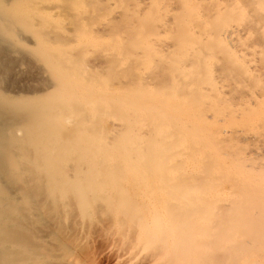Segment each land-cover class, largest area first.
Listing matches in <instances>:
<instances>
[{
	"label": "bare ground",
	"instance_id": "bare-ground-1",
	"mask_svg": "<svg viewBox=\"0 0 264 264\" xmlns=\"http://www.w3.org/2000/svg\"><path fill=\"white\" fill-rule=\"evenodd\" d=\"M36 1L39 0H0V87L4 84L3 79L6 81L5 76L12 74L9 73L12 67L17 66L14 64L26 58L22 53L27 51L20 52L16 44H31L35 38L38 40L37 47L41 46L31 51L44 64L40 70L39 66L36 69V75L40 73L41 76L40 79L36 77L39 88L26 92H57L56 99L44 97L37 106L23 108L20 102L5 96L4 88H0V264H50L47 259H54L49 250L33 243L34 237H37L31 235L33 224L27 218V212L43 213L46 206L35 203V196L26 193L23 188L27 178H32V183H41V174L47 182L39 189L45 190L48 200H54L58 195L59 199L70 196L80 201L86 192L83 177L68 178L66 170L68 165L78 163L88 165L89 182L93 188L109 192L111 200L107 206L116 215L120 212L118 209L123 213L128 210L122 207L127 202L124 194L127 183L142 180L140 183L148 189L149 185L153 188L152 180L160 182L161 189L156 187L153 192L148 189L151 192L149 196L157 190L161 194L167 190V198L158 197L162 204L156 200V206L160 208L163 205L160 210L167 209L168 213L157 212L154 204L152 208L148 206L146 197V205L143 201L139 204L151 208V217L147 213V219L151 220L149 223L152 225H148L153 226L155 232H148L146 236L175 240L174 236H166L170 234L168 228H176L175 236L179 231L181 239L176 240L179 245L175 244V251L171 247L173 251L167 253L176 254L170 264H212L209 259L208 263L205 261L208 247L204 240H208L209 235L212 239L216 230L220 232L218 228L222 229V235H215L221 238L212 240L219 241L215 244L221 246L210 243L216 249L220 248L222 255L231 253V257H223L227 260L231 258L225 264H264V0H136L137 4L135 0H118L121 5L129 1L136 5L143 3L142 9L141 4L136 9L140 7L141 11L152 7V11L145 16L140 12L135 17H122L119 11L121 15H117L120 16L118 19L114 15L115 18L108 20L111 26L101 32L107 33L111 27L110 31H114L112 36L118 38L117 32L120 31L119 36L123 35L121 32L128 33L130 39L126 35L127 39L120 40L124 44L118 40L116 45L114 40L113 44L109 43L112 46L104 44L108 45L107 48L115 46L113 49L116 50L109 48L108 55L102 52L104 59L97 55L103 60L101 62L95 60L96 55L93 57L96 61L92 62L94 70H97L93 76L92 73L88 76L84 74L87 68L81 60L88 57L92 61L88 55L90 51L88 56L82 52L84 57L78 58L70 52L60 55L59 51L47 50L49 43L53 47L57 46L54 43H62L57 47H67L65 52L69 51L68 46L75 44L71 42L65 46L63 42L68 38L63 39L50 31L49 22H53L47 17L53 14L47 12L50 9L41 14L44 18L46 15L45 19L36 14L39 20L27 12L26 5ZM64 1L68 2H62L64 5H76L77 2ZM81 1L89 10L91 4L88 3L92 0ZM95 1L92 2L95 8H92L98 10L101 5L96 6ZM107 3V9L101 6L103 15L108 14L105 11L109 10L108 6H118L117 3L114 5L115 2L112 5ZM125 5V9L129 7L128 3ZM131 6L129 10L133 12ZM124 7L119 10L123 11ZM115 8L114 12L118 10ZM94 12L82 13L96 17L97 12L96 16ZM103 15L98 14L102 18ZM88 16H84L87 17L84 20L88 19L90 24L93 18L91 20ZM47 19L50 21L47 22ZM80 19H77L78 23L84 22ZM39 21L49 24L43 27ZM46 26H50L49 29ZM58 29L61 32L60 26ZM151 31L154 35L156 33V40ZM149 32L153 39L149 38ZM108 35L102 36L106 38ZM74 38L76 43L81 40L80 36L77 37L79 40ZM81 38L76 48L92 43L91 38L86 37L85 41L90 40L88 43ZM70 41H73L71 37ZM95 41L93 43L97 45ZM94 46L87 49L100 48ZM100 50L91 52L101 55ZM72 51L77 52L75 49ZM152 52L158 53L156 61L153 58L157 53L152 58ZM124 54L130 58L126 64H130L125 70L120 69L123 71L119 73L115 63H122L118 61V56H121L122 65L125 64L127 57ZM102 62H105L104 65ZM105 65L107 70L103 68ZM98 70L105 72L102 71L101 75ZM101 78L104 79V84L101 82L103 90H107L114 81L113 93L111 86L109 92L112 94L108 93L112 98L105 97L106 92L102 94L104 91L101 93L98 83ZM93 83H98L95 87L99 91L92 88ZM111 116L114 120L107 123L106 119ZM76 155L82 158L81 162L61 158ZM78 171L73 170L74 173ZM13 187L17 188L16 193L22 194L26 210L19 209L20 200L13 196L16 193L10 191ZM143 192L146 190L140 192L145 196ZM154 195L152 198L156 197ZM138 198L141 199L140 195ZM97 200L99 198L93 202ZM134 202L131 207L136 204ZM141 207L139 212L135 206L131 209L129 206L131 212L124 215L131 222L129 216L135 212L134 208L135 213L141 215ZM135 213L131 216L135 217ZM214 214L227 219L217 223ZM212 217L216 220L212 222L219 225L216 230L211 227L214 231H209ZM142 220L136 223L141 224ZM228 234H233L240 242L236 243L234 238L235 241L229 240ZM212 248L217 252L215 255L219 253L215 247Z\"/></svg>",
	"mask_w": 264,
	"mask_h": 264
},
{
	"label": "rangeland",
	"instance_id": "rangeland-1",
	"mask_svg": "<svg viewBox=\"0 0 264 264\" xmlns=\"http://www.w3.org/2000/svg\"><path fill=\"white\" fill-rule=\"evenodd\" d=\"M66 1H69V0H66ZM72 1H76V0H71V2ZM85 1H88V0H84V2ZM89 1H91V0H89ZM93 1H95V0H92V2ZM111 1L110 0H105V1L104 0H101L100 1L99 0V2H102V4L99 3L98 1L96 3V1H95V4H97L96 6H98V5L100 6L101 5L104 8L106 7V9H107V6H105V5H106L107 2L108 3L110 2V5H112L114 2H115L114 5H116V3L118 4V6H116V8L114 6L113 7H109L108 6L109 10H105V11H107L108 14H106L104 12L105 13L104 14L105 16L103 15V11H102L104 9L101 6L100 7L102 9H99L100 8L99 6H98L99 8H97L101 12V13H99L98 10L94 9L95 8L94 3L91 2V3H88V4H91V6H89V10H88V7L87 6H84L83 1H81V0H79V1L77 0V2H79V3L82 2L81 3L82 4V8H81V4L79 5V3H77V2H76V5L74 3H73V5L71 3H69V4H71V6H70L69 4H67V5L62 4V2L65 3V4L68 3V2H65L64 0H39V1L32 2V3L28 4V6L26 5V10L28 9L27 12L29 14H33L34 17H36L37 15H39V17H41V16H43L46 13V11H47L46 9H50L49 10L50 12L49 11H47V12L48 13H53V14L52 15L51 14L50 15L48 14L47 17L48 16L49 17L54 16L52 18H49L48 17V19H52L53 22H51L50 20L47 19L46 21L47 22L50 21L49 22L50 24L49 23H46V22H43V21L42 22L39 21L40 24L43 23V27H44V25H48L49 24L52 27V28H50V31L53 30L52 32L54 33V35H58V36L62 37L63 39L68 38V39L64 40V42H63V44L65 46L69 45V43H71V42H74L75 46L71 43L72 45L70 44L71 46H68L69 47V51L65 52L64 50H67L68 49L67 47H64V46H63L64 48L57 47V46H62L61 45L62 43H54V44L57 45V46L54 45L55 47H53L52 44L50 45V43H49L47 45V47H48L47 50L54 51V52H55V50L56 51H59L60 55H63V54L65 55V54H68V52H70L71 54L78 55L77 56L78 58L79 57L81 58L84 54L87 55L88 52L90 51L91 54L89 53L88 55L90 57V60H92V61H89L88 60L89 58L86 57V56L85 57L87 58V60H86V58L81 59V60L84 61L83 62L85 64L84 66H86L85 68H87L86 70H84V74L86 76H88L89 73H92V75L91 74L90 75L93 76L94 74H96L95 72L97 70L96 69L94 70V65H93L92 62H96L95 60L98 59L97 58V55L98 56H101L100 59L101 58L104 59V57L102 56L103 55L102 52L104 54L106 52V55L109 54L107 52L110 51L109 48L112 46L113 40H114V44H115V43H117L116 40H118V42L120 40H125V39H127V36H129L128 38L130 39V35L128 33L121 32V34H123V35L122 36L121 35L119 36V32L120 31L117 32L118 38L115 37L116 35L112 36V34H113L114 31H110L111 27L108 28L109 31L107 32V33L111 32L110 33L111 35L109 34L110 36L107 33H105V32H101V31H104L105 28L107 29L108 26H111V23L108 22V20L110 18H112V17L115 18L114 15H116V17H117V15H121V14H122L121 15L122 17L123 16H127V15L130 16V17H132L131 15H134L133 17H135L136 16L135 14H137V16H138L140 14V12H141V15L144 14L143 16H145L147 13H149V11L150 12L152 11V7L151 6H150L151 9H149V7H145L146 9L148 8L147 9L148 11L145 8H144L145 10H141L140 11V9H142L144 7L143 3L142 4L140 3L141 6L143 5L141 8L139 7L140 9L139 8L136 9V7L140 5L139 3H138L139 5H136L137 4V1L136 0H135L136 1V4H135V2H130L129 1V2H125L122 5L119 4L121 1L113 0L112 1L113 3ZM138 2H140V1H138ZM126 3H128V6H129L128 8H126L128 10L130 9V6L133 3L135 4V5L133 4L134 5L133 7L136 10L131 6L132 7L131 9H133L134 11L132 12V11L129 10L130 11L129 13L132 12L130 15H129V13L127 14L128 10L125 9V7L127 6V5H125ZM129 3L130 4L132 3V4L129 5ZM68 6L70 8H68ZM77 6H79V7H77ZM92 6H94V8H92ZM119 6H123V7L125 6L124 7L125 10L123 9V11H126V12H123L122 10H119V9H122L123 8V7L122 8H119ZM65 7H66V9H65ZM67 8H68V10H67ZM77 8H80L78 10V12H77ZM110 8H111V10H110ZM112 8H113V12H114V8H115V10H117V8H118V10H117L118 13H117V11H115L114 13L112 12V14H111ZM91 10H93V11H91ZM70 11H72L71 14L69 13ZM74 11H76L77 13L74 12ZM83 11L86 14L87 13L92 14L94 11H96L97 13L94 12L93 15H95V13L97 14V16H98V14H101V16L103 15V18L101 16L100 17L99 16L97 17L96 15H95L96 17H94V16L92 17L90 14H88L90 16L85 15L84 13H82ZM119 11L121 12V14H119ZM123 13H125L126 15L123 14ZM41 14H43V15H41ZM81 14H83V15H81ZM78 16L81 17V19L79 20L80 22H82L81 20H84V19L87 18V17L84 18V16H88L89 19H91V20L93 18V21H90V24H89L88 19L87 20H84V22H82L83 23V25H82V23H78V20H77V19H79ZM39 17H36V18H38V20H39ZM119 17H117V19ZM45 18H46V15H45ZM45 18L43 16L42 19H45ZM100 18L102 20H100ZM42 19H40V20H42ZM94 19H96V20L94 21ZM111 20H109V21H111ZM84 23H85V26L87 28V31H86V28L84 27ZM37 24H38V22L36 23V26H37ZM57 24H59V25H57ZM80 24L82 25L81 27H80ZM97 24L100 27L99 30H98ZM108 24H110V25H108ZM92 25L97 26V28L96 27L93 28L94 26H92ZM133 25L136 26L137 23H134ZM50 26H48V27H50ZM59 26L61 28L60 29L61 32H59V29H58ZM77 26H79L81 29L79 27H77ZM90 26H92V27H90ZM38 27L40 28V26H38ZM48 27L46 29H49ZM82 27L85 28V29H84V31L81 32V30L83 29ZM55 28H57L58 31H55V30H57ZM42 29H44V28H42ZM78 29H80V30L78 31ZM92 29H94V30H92ZM95 29H97L98 32L95 31ZM106 29H105V31H106ZM54 31L56 32V34H55ZM99 31L101 33H103V34H101ZM153 31L157 32V30H153ZM57 32L60 33V34H58ZM84 32H86V33H84ZM151 32L148 33L151 36L148 35V34L147 35L150 36L149 37L150 39H153ZM89 33H91V34H89ZM77 34H78V36H77ZM82 34L85 35V36H83ZM114 34H116V30H115V33ZM25 35H27V33H25ZM28 35H30V34L28 33ZM94 35L95 36L96 35H99V36H96V39H95V36ZM102 35H108V37L106 36V38H105ZM155 35H156V33H155ZM155 35L153 33V36L155 37L154 39L156 40V36ZM73 36L76 37V38L80 36L79 39H81V40H79L77 38V40L80 41V42L77 41V43L78 42L81 43V41H82V38L81 37L84 38L83 39L84 43L85 42L88 43V41L90 42V40H92V43H93V41L98 40V41H95V42H97V45H96V43H93L95 45L94 47H100V48H98L99 50L100 49H103V47H104L107 50L106 49H103V51L100 50L101 55L98 54V52H97V54H95L93 52H96L98 49H96V48H94L95 50L94 49H87V48H92L93 47V44L91 42H90L91 43V46L90 47H89L90 43H88L89 44L88 46H85V47L84 46L83 47L81 46L82 48H80V47L79 48L78 47L76 48V46H77L76 44L77 43L74 40L75 38ZM70 37H71V40H73V41H70ZM86 37H88L87 39H90V38L91 39L88 40V41H85L86 40ZM123 37H124V39H123ZM34 39H32L33 40V43H31V44L28 43V42H20V44H18V43L16 44V46H18L17 49H19L20 52L21 51H23V52L24 51H27V52H25L26 54L22 53L23 58L26 57L23 61H25V60L26 61L25 62L22 61L23 63L20 62V61L16 62L14 65H17V66L16 67L13 66L12 69H11L12 71L9 72V73H12V74L11 75L7 74L5 76L7 82L5 81V79H3L4 84H3V86L1 84V87H0V88H2V87L4 88V89H2L4 93L3 92L2 93L5 96H8V97H10V98H12V99L20 102L22 104L21 106L23 108L37 106V104L41 100H43L44 97H47V98L49 97L50 99L51 98H53V99H56L57 98V95H56L57 92H56V90H54V91L48 90V93H46V94H44V93L30 94L29 92H26V91H29L31 89L37 90L39 88L37 82H38V80L40 79L41 76L39 77L40 73H39L38 76L36 75V69L40 67L39 68V70H40L41 67H43L42 65L44 64V63H42L43 61H40L42 59L40 57H37L36 55H34L33 54V51H31L32 49H37L39 46H41V44H39V46L37 47L38 44H36V42L38 40L35 39V41H34ZM102 39H104V40H102ZM104 41H105V43H104ZM121 42L124 44L123 41H120L119 43H121ZM126 42H128V41H126ZM38 43H40V42H38ZM52 43H53V41H52ZM106 43L108 45H111V46H109V48H107L108 45H104ZM109 43H112V44H109ZM152 44L153 43H151V45ZM82 45H84V44H82ZM125 45H126V43H125ZM155 46L156 45H153L152 47L157 50L158 48H156ZM114 47L115 46H113L110 49H112L113 51H115L116 48L113 49ZM152 47H150V48H152ZM72 49H75L77 52L74 53L72 51ZM91 50L92 51L94 50V51L91 52ZM112 50H111V52H112ZM61 51H64L65 53L64 52L61 53ZM27 53H29V54H27ZM152 53H150V56L153 58V55L155 53H157V52H152ZM95 55H96V57H95ZM111 55H113V54H111ZM157 55H158V53L153 58L155 61H156V59L158 57ZM124 56L127 57L128 55L124 54ZM93 57H95V60L94 61H93ZM118 57H119L118 61L120 60V63L121 62L123 63V60H121V56H118ZM128 57H127V59L124 60L125 61L124 62L125 64H123V65H122V63L119 64V62H116L115 63V64H118V67H119L118 68L117 65H115V68L116 67L118 68L116 70L117 72L120 73L121 71L125 70L127 66H129L130 63L129 64L128 63L126 64V60H129L130 59ZM155 57H156V59H155ZM110 58H111V56H110ZM100 59H98L97 61L98 62L99 61L100 62L103 61V60H100ZM122 59H124V57H122ZM88 61H89V63H88ZM155 61H153V62H155ZM19 62H20V64L18 65ZM127 62H130V61H127ZM102 63L104 65L105 62H102ZM106 66L107 65H105L103 68H105L107 70V67ZM122 67H124V68H122ZM120 69H123V70L120 71ZM104 70H102V71H104ZM102 71H99L98 70V72H100L101 75L103 74ZM37 74H38V72H37ZM33 77H34L35 80L33 79ZM36 77H38L39 79L36 78ZM103 80H104L103 78L100 79V82H98L100 84V87L99 86L98 87H99L100 90H102L101 93L104 91L102 93L103 95L106 92V96L105 97L112 98V97H110L111 95L108 96L109 95L108 93H110L109 91L111 89H112L111 92L113 93L112 85H114V84H112V83H114V81L110 83V86L111 87L108 86L107 87L108 88L107 90H105L106 88H104V90H103V89H101L102 83L104 84V81ZM98 83H93L92 88H95L96 89V87H97L96 85H98ZM35 87H37V88H35ZM103 87L104 86H102V88ZM109 87L111 89H109ZM115 90H116V88H115ZM95 91H99L98 88ZM98 93L102 96V94L100 92H98ZM112 93H110V94H112ZM108 100H110V99H108ZM113 120H114V118L111 116V117H109V118L106 119V122L109 123V122H112ZM113 151H115V150H113ZM61 158L63 160H65V159H67V160L73 159V160H77L78 162H81V160H82V158L79 155H76V156H67V157H61ZM87 168H89L88 165H85L83 163H78L76 165H68L66 167L68 178H72L73 179L76 176L83 177V186H84V189L86 190V192H85V194L83 195V197H82V199L80 201H77V200H75V198L73 199L70 196H67L65 198L59 199L58 198V195L56 196V198L54 200H48L47 199V194H46L45 190H40L39 189V186H43L44 184H46L47 178L45 176L39 174L40 175V179H41L40 180L41 183H39V184L32 183L31 182V179L32 178L31 179L27 178V182L24 185L25 188H23L25 190V192L26 193H32L33 196H35V198H34V202L35 203H37V204H44L46 206V209L43 211V213H46L45 215H43L42 212L40 213L38 211H29V212H27V218H28V221L31 224H33L31 226V228H32V234L31 235H33V237L36 236L37 239L40 240V241L39 240L36 241L37 239L34 237V240L35 241H33V243L35 242L34 244H37V246H41V249L43 247V249L45 248V250H49V252L52 254V256L54 258L53 260H50V258H48L47 261L49 260L48 262H50V264H170V263H173L174 262V258L173 257L176 254L173 253V252L171 253V251H173V250L175 251V249H176L175 246H178L179 245V244L178 245L176 244V240H178V239L180 240L181 239V235L179 234V231L176 232L177 235L175 236L174 233L176 231L175 230L176 228H174V227L173 228H171V227L168 228V232L170 234L169 235H166V236L167 237H170V235L172 237L174 236L175 240L174 239H171V237H170L171 240L169 238H167V240H166V238L163 239L162 237H157V236H154V237L152 236L151 237L149 235L146 236L148 234V232H150V233H151V231L152 232H155V228L153 226H150L149 227V225L151 224L149 222L151 220L150 219H147L148 214L151 217V212L149 210H151L152 206L155 205L154 208L156 210L158 209L157 212L160 211V213H165V212L168 213V210L167 209L160 210V208H162L163 205L160 206V208L158 206H156V200L158 199V197H160V198L163 197V199H166L167 198L166 197V193L169 194L167 190H163L162 194L159 193L160 190L159 191L158 190L155 191L154 193H152V195L156 194V195H154L156 197H153L152 198V195H150L153 201L150 200L151 198H150L149 194H151V192H149L148 189H150L153 192L156 187H157L156 189L160 188V185H158V184H160V182L158 183L157 179L152 180L151 182L153 184L152 185L153 188H151V186L149 185L150 188H148V189H146L147 187L144 188V186H142L143 184H141L140 181L141 182H143V181L142 180H139V179H138L139 180L138 182L137 181H134L133 183H127L125 185V192H124V194H126V197H127V199H126L127 202L124 201L125 202V206L123 204L122 207L123 208L124 207L128 208L129 211L127 210V211H125L123 213L122 210L118 209V212L119 211L120 212L119 213L117 212L118 214L116 215V212L115 213H111L112 212L111 209H109L108 208L109 206H107V204H108L107 202L110 203V200H111L110 199L109 192L108 191H98V189L92 187V184L89 182L90 174L88 173ZM74 169H77L79 171L74 173L73 172ZM123 174L124 173H121L120 175H123ZM125 176H126V174L123 176V178ZM154 182H156V183H154ZM139 183L141 184V186L139 185ZM156 184L159 187L156 186ZM135 185H137V186H135ZM127 186H128V188H126ZM137 187H138L139 190L137 189ZM140 187L143 188L141 190H143V191L146 190V192H143L145 196H143V194L140 193L141 192ZM88 188H89V190H88ZM10 191H12V194L13 193H16L17 192V188L15 189L13 187V190H10ZM22 192L25 193L24 191H22ZM18 193L13 194L14 197H16V198H18L20 200V201H18V207H19V209L21 208L22 210H26V208H25V206L23 204V196H22V194H18ZM158 193L161 196H159ZM164 193H165V197H164ZM133 194H135V195H133ZM146 194L148 196H146ZM139 195H140V197H141L142 200L140 198H138ZM121 196H123V195H121ZM123 197H125V196H123ZM145 197L147 198V201H146V198ZM96 198H99V200L93 202V200H95ZM120 198H119V200H120ZM129 198H131V199H129ZM128 200L129 201L131 200V202H129ZM158 200H157V203H161L162 204V201L160 202ZM134 201H136V202H134ZM141 201H143L144 204H145L144 201H146L147 202L146 204L148 206L150 205L151 208L150 207L148 208V206H145L146 204L144 206H143V204L140 205L139 203ZM132 202H134V203L137 204V206H136V204H134L135 208H138L137 210H139V207H141V206L145 207V208H142V207L140 208V209H142L141 211L144 213V214L142 213L143 215L141 214L142 215V218L145 217V219L142 220L141 215L138 212H137V214L139 216V219H136V218H138V216L135 213L136 212V209L135 208H134V211H135L134 213L136 214L137 217L136 216L135 217H132L131 216L132 214L134 215V213H132L129 216V217H131L129 219H131L132 221L135 220V222L134 221L133 222L132 221L130 222V220H128L126 218L127 216H125V215H129L128 212H131L130 209L134 207V206L131 207L133 205ZM148 202H151L152 204L151 203L149 204ZM89 203H92V206H89ZM126 203H127V205H126ZM129 206H130V209H129ZM146 207H147L148 210L146 209ZM145 209L148 212H146ZM139 212H140V210H139ZM222 216L223 215H220V217H219V215L216 216V214H214L213 217L217 218L216 220H218L219 222L216 221L215 218L212 217L213 219H211V223H210V226H209L210 229L208 228L209 231L210 230H213V229H211V227L214 228V230H216L218 228V225L219 224L217 225V223H220L221 220H223L224 217L221 218ZM132 218H134V219H132ZM125 219H127L129 222L128 221L126 222ZM138 220H140V221L142 220V223L141 224H139V223L137 224L136 222H140ZM144 220H146L147 226L144 225V223H145ZM212 220H215L217 223L216 222H215L216 224L213 223ZM131 223H133V224L131 225ZM215 225H217V227H215ZM218 229H220V232H218L219 230H216L214 232V234H213L214 236L212 238L213 240H214V238H216V235L215 234H217V235L218 234L219 235L221 234L222 235V233H221V230L222 229L221 228H218ZM54 230H55V232H54ZM213 231H212V233H213ZM209 233H211V232H209ZM172 234H174V235H172ZM229 235H230V237H228ZM210 236L211 235H209L208 240H204L205 241V245H207V247H208L205 250V252L208 253L207 254L208 256H206V255L204 256L206 263H208L207 260L209 259L210 260L209 262H211L212 264H215L216 262L218 264H225L226 263V260H227L225 258L226 257H228V258L231 257V253L229 252L228 254L225 253L227 255H222V252H220V250H219L220 248L218 249V247H219L220 244L219 245L215 244L216 241H213L210 238ZM218 236H217V238H218ZM228 236H227L228 239L230 238L229 240H234L235 239L236 241L235 240L234 241L236 243H239L240 242V240L237 241V238H234L233 234L232 235L231 234H228ZM176 237H178V238L176 239ZM225 237H226V235H225ZM227 237L225 239H227ZM220 238H218V240ZM222 238H223V236H222ZM232 238H234V239H232ZM168 241L169 242L171 241L172 243H169ZM204 241H203V243H204ZM226 241L228 242V240H226ZM210 242L212 244L217 245L218 246L217 249H216V246H213ZM218 242H216V243H218ZM231 243H233V241ZM210 244L212 246H210ZM222 245H224V243ZM169 247H170V249H168ZM171 247L173 248V250H172ZM204 247H206V246H204ZM212 247H215L216 250H219V253L215 255V253H217V252L215 250H213L214 248H212ZM169 250H171L170 253H169L170 255H167V253H168ZM212 251H215V252H213L214 254L210 255V253ZM171 254H173V255H171ZM218 255H220V256H218ZM223 257H225V258H223ZM219 258H220V260H221L222 263L220 262V260H218ZM222 258L225 260V262H224V260ZM215 259H216V262H215ZM228 261H231V258H230V260L228 259L227 262Z\"/></svg>",
	"mask_w": 264,
	"mask_h": 264
}]
</instances>
